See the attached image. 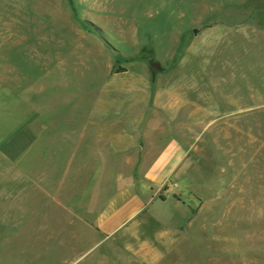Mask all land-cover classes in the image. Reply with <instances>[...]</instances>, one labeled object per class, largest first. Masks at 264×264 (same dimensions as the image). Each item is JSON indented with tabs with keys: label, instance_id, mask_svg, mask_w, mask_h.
<instances>
[{
	"label": "rangeland",
	"instance_id": "1",
	"mask_svg": "<svg viewBox=\"0 0 264 264\" xmlns=\"http://www.w3.org/2000/svg\"><path fill=\"white\" fill-rule=\"evenodd\" d=\"M0 264H264V0H0Z\"/></svg>",
	"mask_w": 264,
	"mask_h": 264
},
{
	"label": "water",
	"instance_id": "2",
	"mask_svg": "<svg viewBox=\"0 0 264 264\" xmlns=\"http://www.w3.org/2000/svg\"><path fill=\"white\" fill-rule=\"evenodd\" d=\"M205 30V28L203 27H198V28H195L193 30V33L196 37H198L203 31ZM143 147V146H142Z\"/></svg>",
	"mask_w": 264,
	"mask_h": 264
},
{
	"label": "crops",
	"instance_id": "3",
	"mask_svg": "<svg viewBox=\"0 0 264 264\" xmlns=\"http://www.w3.org/2000/svg\"><path fill=\"white\" fill-rule=\"evenodd\" d=\"M219 24H221V22H220ZM219 24H217V25H219ZM215 26H216V25H214V27H215ZM214 27H213V28H214ZM129 220H130V219L126 220V222L129 221ZM126 222H124V224H125Z\"/></svg>",
	"mask_w": 264,
	"mask_h": 264
}]
</instances>
